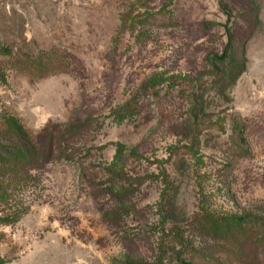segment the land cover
I'll return each instance as SVG.
<instances>
[{
	"label": "rangeland",
	"instance_id": "rangeland-1",
	"mask_svg": "<svg viewBox=\"0 0 264 264\" xmlns=\"http://www.w3.org/2000/svg\"><path fill=\"white\" fill-rule=\"evenodd\" d=\"M0 48V264H264V0H0Z\"/></svg>",
	"mask_w": 264,
	"mask_h": 264
},
{
	"label": "trees",
	"instance_id": "trees-1",
	"mask_svg": "<svg viewBox=\"0 0 264 264\" xmlns=\"http://www.w3.org/2000/svg\"><path fill=\"white\" fill-rule=\"evenodd\" d=\"M230 47L231 42H228L222 55L216 57V60L218 62L225 61L228 58ZM0 55L10 56L11 52L8 48H0ZM67 68L68 66L61 62L51 63L50 60L44 61V58L42 56H40L39 58L36 57V60H33L30 64H27L23 67L24 71L34 78H44L53 74L56 75L58 73H63L66 71ZM243 72L244 69H242L240 73ZM154 83H156V80H153L151 85H153ZM52 127L54 128L55 126H47L43 130V133L49 135L48 143L50 145L49 150L51 154L54 151L53 145L58 144L60 142L62 135V132L58 130L56 132V136H54V134L51 132ZM235 132L237 133L238 137L233 140L234 144L238 148H240L242 152L247 151L245 147V138L243 136V128L237 126L235 128ZM28 145L29 142L23 138V134L21 132H15L14 140H8L5 143H0V177H2L3 179L12 180L21 177V175L25 173L23 169L27 162L25 163L22 157L25 155V153L28 154L27 152H30V150H28ZM245 220V217L238 219L236 217H232L229 219V221L236 225H242Z\"/></svg>",
	"mask_w": 264,
	"mask_h": 264
}]
</instances>
